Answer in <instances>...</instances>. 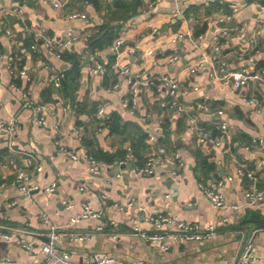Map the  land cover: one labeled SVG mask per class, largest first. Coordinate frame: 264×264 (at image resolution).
<instances>
[{
    "label": "crops",
    "instance_id": "obj_1",
    "mask_svg": "<svg viewBox=\"0 0 264 264\" xmlns=\"http://www.w3.org/2000/svg\"><path fill=\"white\" fill-rule=\"evenodd\" d=\"M59 2L61 8L44 0H0V47L28 74L16 90L14 78L0 62V120L14 118L18 123L14 136L0 133V232L32 240L39 247L46 241L47 225L39 219L45 214L62 233L58 248L68 252L75 264L95 254L115 259L113 264H220L236 259L246 243L252 244L254 256L264 264V202L246 201L244 194L251 183L237 174L243 166L254 170L264 189V146L246 150L253 139L264 145V81L235 91L221 80L223 71L264 72V24L257 22L264 20V0H144L135 13L120 9L116 0H101L100 9L93 0ZM16 7L22 14L14 12ZM233 7L238 8L235 14ZM72 14H84L87 19L70 20ZM227 17L232 19L226 22ZM232 21L237 24L234 28L227 26ZM26 28L40 36H28ZM108 28L124 41L119 55H112L113 43L102 50L91 48ZM7 30L17 35L18 43L8 40ZM68 31L92 37L58 60L45 48V40H59ZM223 31L227 36L221 37ZM180 34L185 39L178 40ZM32 44L37 45L36 52L31 50ZM93 50L105 66L116 64L117 69L129 68L151 78L167 75L177 80L185 113L167 107L166 92L141 93L133 113L123 108L126 77L114 72L94 74V63L81 64L86 52ZM69 55L78 60V69ZM175 55L179 59L171 62ZM51 66L65 73L66 86L64 81L51 80ZM114 84L119 85L115 91ZM24 95L45 107L41 115L45 125H39V115L25 107ZM204 103L212 110H223L224 116L197 109ZM49 106L54 107V115ZM100 108L108 116L120 118L123 134H110L98 114ZM191 116L197 119V126L191 125ZM223 121L231 130L227 139H221L222 145L216 146ZM205 131L211 137L202 145L199 138ZM149 134L157 141L148 143ZM161 147L168 151V163L154 176L139 173L134 163L120 165L131 155L144 162ZM64 150L76 152L79 159L69 158ZM97 150L116 156L101 175L90 173L85 159ZM124 152L125 158L118 163ZM172 153L180 154L185 162L181 178L169 176L174 167ZM29 157L43 167L41 173L25 166ZM10 158L16 160V166L2 169L1 163ZM18 171L29 173L40 190L24 196L14 184ZM228 177L234 181L222 189L226 207L218 209L198 185ZM52 183L57 188L49 193L46 189ZM85 204L101 211L102 219L71 225ZM160 214L196 225L201 231L213 227L215 234L195 243L168 239L170 250L161 252L142 236L154 231L150 218ZM76 235L85 239L74 240ZM42 259L38 249L29 252L16 242L0 241V264H33Z\"/></svg>",
    "mask_w": 264,
    "mask_h": 264
},
{
    "label": "built area",
    "instance_id": "obj_2",
    "mask_svg": "<svg viewBox=\"0 0 264 264\" xmlns=\"http://www.w3.org/2000/svg\"><path fill=\"white\" fill-rule=\"evenodd\" d=\"M16 1V0H13ZM45 3L53 2L55 8H61L62 4L59 0H44ZM210 2H215V0H210ZM16 14H22L21 9L16 7L14 9ZM232 12L235 14L238 12V8L233 7ZM70 20H86V15L81 14H72L69 16ZM232 17H227L225 21H230ZM224 21V20H222ZM259 24H264V20H258ZM240 33L244 31V27L239 29ZM26 33L28 36H33L34 38H38L39 34H32V31L29 28H26ZM227 31H223L221 33V37L227 36ZM6 36L8 40L12 43H18L17 35L11 30L6 31ZM92 37L91 34H80L75 31H68L65 33L63 38L57 40L56 38H47L45 40V48L48 52L54 54L58 60L62 59V55L70 50L71 47L81 44L85 40H88ZM178 40L185 39V36L180 34L177 36ZM219 38L217 37L216 40ZM124 46V41L122 39H116L113 44L110 46V51L112 55H119L121 48ZM31 50L33 52L37 51V45L32 44ZM97 53L86 52L85 56L82 58L81 64L84 65L86 61L94 63L96 66L92 69V73L96 74L98 72L110 73L114 72L115 74L120 73V75L126 77V82L128 85L127 96L122 101V107L126 110L131 111L132 113L138 108V97L143 92H152V93H167V107L170 110H175L180 114H184L186 108L183 106L180 101V85L179 82L167 75H162L159 78H151L146 74L142 73H133L129 68L117 69L116 64L111 65L110 67L105 66L97 60ZM179 59L178 56H173L170 58L171 62L177 61ZM253 61V60H251ZM0 62H3L6 65V68L9 70L12 78L17 80H27L28 74L26 69L19 67L14 56L9 54H4L0 47ZM52 72L51 80H54L58 84H61L66 76L62 71H57L54 67H48ZM222 81L225 84L230 85L235 91L239 90L250 83L257 81H264V72L256 71L249 72L247 70L237 71V72H222ZM13 87L18 90L15 84ZM119 88L118 84H114L113 90H117ZM25 107L27 109H32L35 113L39 115L38 124L45 125L46 119L44 116H41L45 107L40 105H35L31 101H29L24 95ZM49 111L51 114H55V110L53 106H49ZM197 109L205 110L210 113H214L215 116L222 118L224 116V111L221 109L212 110V107L209 104H199ZM215 111V112H214ZM98 114L104 119L106 124L107 121L110 120L111 116L106 114L104 108H100ZM190 123L192 126H197V119L194 116L190 117ZM17 120L12 118L9 120H0V133H4L10 136H14L17 133ZM101 130V129H100ZM221 133V138L218 139L214 144L216 146L222 145V138H228L229 132L231 130V126L227 122H221L219 129ZM211 135L209 132L205 131L202 133L199 138L200 144H205L209 141ZM157 141V137L154 134H149L148 143H153ZM251 146H246V150H250L252 146L263 147V142L261 140L253 139L251 142ZM131 151V150H129ZM66 156L73 160H78L79 155L71 150L63 151ZM167 155L168 151L166 148L161 147L156 153L150 154L144 161L142 166H138L139 161L131 155L126 160L120 162V165H127L130 163H134L136 169L139 173L146 176H154L157 173V170L161 166H167ZM174 167L170 170L169 176L173 179L181 178L182 170L185 167V162L180 154L172 153L171 156ZM85 159L88 161L90 173L93 175H101L102 169L107 167V164L103 162L96 161L94 158L85 155ZM16 166V160L14 158H10L7 161L1 163L2 169H8L10 166ZM25 166L34 168L38 173L43 171V167L37 163L36 158L29 157L25 160ZM237 174L240 178L244 180H248L251 183V187L249 190H246L244 196L246 201L249 204H257L260 202H264V189L262 190L259 187V180L256 172L252 169H248L246 167H241L237 171ZM233 177L217 179L211 183H203L200 182L198 187L203 192L204 196L207 200L216 208L222 209L226 207V199L222 189L225 187L226 183L233 182ZM14 184L18 187L20 192L24 196H30L35 191L40 190V186L32 183V179L29 173L25 171H18L15 176ZM57 188L56 183H52L50 187L46 189L47 192L53 193ZM83 190V189H82ZM129 206L133 205V202L128 204ZM72 206L68 205L70 209ZM232 209H238L237 206H233ZM141 212H144L145 209L141 208ZM103 217V213L101 211L93 210L88 204L83 205L82 212L74 216L70 224L77 225L83 220H100ZM39 219L47 225V230L45 233L46 241L40 244L39 247L36 246L34 241L27 240L23 238H13L8 234H4L0 232V241L7 243H18L23 249L29 252H35L36 249L39 250L40 254L43 255V259L39 262L33 264H75L73 262L71 255L64 251L60 250L57 246L58 242L62 237V233L59 230V227L52 224L49 217L45 214L39 216ZM150 221L153 223L154 231L152 233L142 234L143 238L148 242H152L155 246L159 248L161 252H168L170 250V245L168 243V239L174 241L175 243H195L201 242L205 240L211 239L215 234V229L213 227L208 228L205 231H201L198 226L192 225L190 223H186L176 217L169 215H158L150 218ZM99 230H102L101 228ZM85 237L81 235L74 236V240L82 241ZM252 244L246 243L242 250L240 251L238 257L234 260H226L221 262L220 264H259L260 259L254 256L252 252ZM115 259L108 258L104 256H100L98 254L92 255L86 258L82 264H113L115 263ZM129 264H153L147 262H131Z\"/></svg>",
    "mask_w": 264,
    "mask_h": 264
},
{
    "label": "trees",
    "instance_id": "obj_3",
    "mask_svg": "<svg viewBox=\"0 0 264 264\" xmlns=\"http://www.w3.org/2000/svg\"><path fill=\"white\" fill-rule=\"evenodd\" d=\"M93 3L97 9H100L102 7L101 0H93ZM143 3H144V0H116L115 4L120 9H129L130 8L135 13L137 11L138 7L143 5ZM100 5H101V7H100ZM115 39H116V35L111 31L110 28H108L105 30V33L103 34V36L98 41H95L91 44V48L102 50L105 46L111 45ZM93 51H94V53L96 52L95 50H93ZM91 52H92V50H91ZM68 54H70L68 51L65 52L62 55V58H63V56L65 57ZM68 58L70 60H72V62L75 64L74 68L78 69V66H79L78 60L76 58H72V56H70V55L68 56ZM21 66L23 67L22 64H20V67ZM65 81L63 83L66 86ZM13 83L17 87H19L21 81L15 79L13 81ZM105 126L108 127L111 135L118 134L119 132L121 134H123L125 132V128H124V126L121 125L120 118L116 114L111 115L110 120L106 122ZM87 146L90 147L89 144H87ZM133 154L136 157L138 156L137 151L134 150V148H133ZM88 155L91 156L92 158H94L96 161L103 162L105 164H112L116 161L115 160L116 156H113V154H111V153L104 152L103 150L92 151ZM125 156H126V152L123 153V155L121 156L122 157L121 159H118L119 160L118 163L120 162V160H123L125 158ZM138 161H139L138 166L139 167L142 166L144 162H142L140 158L138 159ZM205 165H206V163H205Z\"/></svg>",
    "mask_w": 264,
    "mask_h": 264
},
{
    "label": "water",
    "instance_id": "obj_4",
    "mask_svg": "<svg viewBox=\"0 0 264 264\" xmlns=\"http://www.w3.org/2000/svg\"><path fill=\"white\" fill-rule=\"evenodd\" d=\"M236 22L235 21H232L230 22L227 26L230 27V28H234L236 27ZM226 25L225 24H221V28H225ZM168 183H170L171 185H173V181H169Z\"/></svg>",
    "mask_w": 264,
    "mask_h": 264
}]
</instances>
